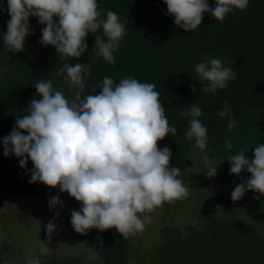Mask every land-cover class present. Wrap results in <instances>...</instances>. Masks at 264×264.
Segmentation results:
<instances>
[{
  "label": "clouds",
  "instance_id": "clouds-1",
  "mask_svg": "<svg viewBox=\"0 0 264 264\" xmlns=\"http://www.w3.org/2000/svg\"><path fill=\"white\" fill-rule=\"evenodd\" d=\"M166 15L174 16L175 25L193 32L201 24L205 13L223 22L234 10H245L249 0H215V7L208 0H164ZM0 11L7 12V31L3 33L8 52L24 51L27 36L34 29L30 17H37L42 29L43 46L53 45L65 63L57 71L64 77L71 96L53 86L52 80L34 84L41 99L33 98L24 115L17 116L11 132L3 137L4 155L21 157L19 163L26 168L29 159L34 167L28 169L29 183H43L59 188L80 202L79 210H71V225L80 234L90 229L101 232L115 228L127 239L143 232L152 221L156 208L164 202L174 203L186 199L190 189L181 178V169L171 165L170 147H159V142L171 134L177 135L175 123H170L166 108L156 85L140 82L129 75L116 83L105 76L97 93L85 92V80L92 75L90 63L72 65L69 58H80L89 45L86 37L102 29L103 37L95 35L93 51L108 64L115 63L114 53L126 35L125 22L108 10L106 18L97 0H7V7L0 3ZM54 17H59L58 22ZM196 79L204 82L202 93L215 94L236 79V72L224 66L219 58L208 57L196 64ZM193 93L197 91L191 85ZM180 117H189L185 133L188 142L195 140V147L203 155L205 174L217 175L218 166L207 155L208 129L202 123V108L197 102L183 107ZM221 118L229 117L231 131L237 124L232 110L224 101L218 112ZM27 132V134H24ZM226 149L233 144L226 140ZM248 149L241 148L229 155L230 173L240 175L247 170L251 175L235 186L231 199L238 201L247 191L264 195V143H257L254 157L247 156ZM259 199V196H254ZM63 207L60 196H52L50 208L57 209L45 227L50 241L57 231L60 216L57 206ZM99 246L103 240L97 237ZM94 247H89L88 259L95 260ZM40 253L46 255L49 247L41 244ZM4 264H9L4 260ZM26 264H41L39 257H29Z\"/></svg>",
  "mask_w": 264,
  "mask_h": 264
},
{
  "label": "trees",
  "instance_id": "trees-1",
  "mask_svg": "<svg viewBox=\"0 0 264 264\" xmlns=\"http://www.w3.org/2000/svg\"><path fill=\"white\" fill-rule=\"evenodd\" d=\"M97 2L104 18L109 9L119 15L125 22L126 35L114 53V64L92 53L95 35L106 39L102 29L88 34L89 47L82 57L69 58L67 62L72 65H91L92 75L85 80L82 95L93 94V87L98 93L105 76L112 77L116 83L129 75L140 82L154 83L169 122L177 127L176 137L169 134L159 142V147L172 149L170 163L181 169L182 176L195 157L204 155L195 147V140L185 139L190 118L179 115L183 107L194 102L202 108L200 119L208 129L209 157L226 160L241 148L248 149L249 158L254 157L256 144L264 143V0H249L245 10H234L223 22L205 13L202 24L193 32L175 25L174 16L165 14L164 0ZM208 2L215 7V0ZM0 3L7 7V0ZM9 19L7 12L0 11V204L13 195L45 199L62 194L70 196L59 188L40 182L29 183L31 176L27 170L34 167L32 161L29 159L26 168H22L21 157L3 154V137L15 124V121L11 122L13 125L9 122L10 116L26 114L30 101L42 98L34 87L36 82L50 79L55 88L72 95L64 77L57 75L66 61L60 59L55 46L45 47L40 42L46 25L40 24L37 17H30L34 34L27 36L24 51L12 53L3 42ZM208 57L221 59L224 66L231 67L237 74L236 79L215 94L201 92L204 82L196 79L194 71L196 64ZM191 85L196 86L195 93ZM225 100L232 110L231 118L237 121L231 131L227 127L229 117L218 115ZM226 140L233 144L231 151L224 146ZM227 202L232 205L223 215L210 204L198 208L194 224L183 228L163 225L159 240L142 252L134 247L133 236L125 239L115 228L103 232L93 228L95 236L103 240V247L98 242L96 257L101 264H264V195L247 191L242 199ZM245 205L256 215V224L244 218L245 211L241 209ZM80 207V202L71 197L72 210ZM132 255L135 262L131 261ZM98 260L84 263L80 256H66L58 264H78L79 261V264H99Z\"/></svg>",
  "mask_w": 264,
  "mask_h": 264
},
{
  "label": "rangeland",
  "instance_id": "rangeland-1",
  "mask_svg": "<svg viewBox=\"0 0 264 264\" xmlns=\"http://www.w3.org/2000/svg\"><path fill=\"white\" fill-rule=\"evenodd\" d=\"M54 19L58 22L59 17ZM17 116L11 115L9 122H14ZM209 158L217 165L220 164L217 175L208 178L204 171L203 158L195 157L181 177L189 187L190 195L174 203L164 202L150 213L151 223L143 232L133 236V245L138 252L149 250L159 240V231L163 225L170 224L183 228L186 224L197 222L199 207L213 204L217 208V213L223 215L232 205V202H227L232 200V191L250 173L245 169L239 176L231 174V164L227 159ZM60 198L63 201V207L57 206L60 216L56 220L57 231L50 241L47 239L45 225L55 216L57 210L50 208L51 198L45 199L40 196L22 198L13 195L0 204V264H4V260H8L9 264H26L29 257H39L41 264H58L66 256H80L84 263L93 262L87 258L89 254L86 250L94 247L93 254L96 256L98 240L94 230L90 229L87 235L76 232L70 222L71 197L62 194ZM247 205L241 209L245 211L243 216L247 221L256 224V215ZM43 242L49 247L46 255H42L39 251ZM130 258L132 262H135L134 255ZM98 262L101 264L99 260Z\"/></svg>",
  "mask_w": 264,
  "mask_h": 264
}]
</instances>
